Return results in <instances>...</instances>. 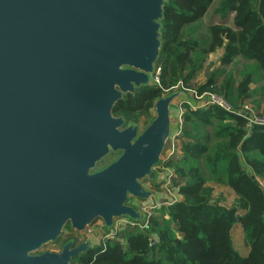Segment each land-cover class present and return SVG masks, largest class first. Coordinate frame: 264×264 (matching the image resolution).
I'll use <instances>...</instances> for the list:
<instances>
[{
    "label": "water",
    "instance_id": "95a60500",
    "mask_svg": "<svg viewBox=\"0 0 264 264\" xmlns=\"http://www.w3.org/2000/svg\"><path fill=\"white\" fill-rule=\"evenodd\" d=\"M168 1L0 0V264H73L93 237L40 251L68 228L144 223L127 202L155 196L142 181L161 180L184 92L157 100L142 133L113 110L155 86Z\"/></svg>",
    "mask_w": 264,
    "mask_h": 264
},
{
    "label": "trees",
    "instance_id": "16d2710c",
    "mask_svg": "<svg viewBox=\"0 0 264 264\" xmlns=\"http://www.w3.org/2000/svg\"><path fill=\"white\" fill-rule=\"evenodd\" d=\"M213 2L166 3L156 66L160 86L124 96L114 107L115 116L151 122L156 101L179 84L189 87L208 56L219 49L224 50L220 69L196 92L216 94L234 110L251 97L249 86L264 80V0H220L215 13L223 20L232 15V26L211 25L204 37L200 23ZM239 60L251 64L253 73L243 72L236 85L226 69ZM218 72L224 74L221 83L214 77ZM183 108L181 156L163 163L174 169L173 188L183 200L160 209L147 229L126 231L125 244L108 240L73 264H264V190L254 181L256 176L264 182V128L249 133L243 117L215 106ZM237 228L248 248L246 257L234 246Z\"/></svg>",
    "mask_w": 264,
    "mask_h": 264
},
{
    "label": "rangeland",
    "instance_id": "374dc122",
    "mask_svg": "<svg viewBox=\"0 0 264 264\" xmlns=\"http://www.w3.org/2000/svg\"><path fill=\"white\" fill-rule=\"evenodd\" d=\"M219 1L220 0H214L212 6L210 7V9L208 10L206 16L203 18V20L200 23V27H199V32L201 33L202 36L207 37L208 36V28L211 25H216V24H227L229 26H232V18L233 16H229V18H227L226 20H223L220 18L219 15H217L215 13V9L218 7L219 5ZM220 50H218L216 53L211 54L205 61L203 68L196 74V77L192 80V82H190L189 87L185 88V89H189V90H194L196 91L198 86H201L203 84H205L208 80L209 77H211L215 71L220 69ZM251 64H248L246 62H244L243 60H239L238 62H236L235 66L230 68L228 67L226 70V72H231L234 76L236 85H238L241 80H242V74L243 72H248V73H253L251 70L248 69V67ZM157 68V67H156ZM157 70V69H156ZM223 73L221 74L220 72H218L216 75H214L215 79L219 80V83L222 82L223 80ZM259 75H255L253 78H257ZM156 85V83H155ZM250 90H251V97L247 100H245L244 103H242V105L247 106V108H249V112L254 113L259 116L264 117V80L262 79L261 81L251 84L249 86ZM173 92V91H172ZM178 92V91H176ZM175 93V92H173ZM167 94H165L163 97H165ZM188 94L186 97V100L188 99ZM196 101V100H195ZM181 102L184 101H180V99L178 98L177 100H175L171 106V111L173 113L174 116V122L172 123V135H171V139L168 141L166 148L162 154L161 157V164L159 165V168L162 166L164 167V162L167 161V156H170L171 150H170V146L171 144L174 143V148L176 153L174 155H172V158H175L176 156H181V144L178 147V143L177 140L179 139L178 136V131H177V125L179 124V120H180V116L181 118L183 117V114L185 112V109L183 108V104H181ZM198 102V101H196ZM241 105V104H240ZM189 106V105H188ZM180 107L182 108L180 110ZM190 107V106H189ZM192 109V108H191ZM156 116V112L154 110L151 111V118ZM136 123V124H135ZM150 124V122L146 119V118H141L140 120H138L137 122H133L130 125H137L140 127L141 130L145 129L148 125ZM252 132V131H251ZM177 137V138H176ZM119 153H111L109 154L99 165H98V169L104 168L107 165H109L110 163H112L113 161H115L118 157H119ZM170 160V159H168ZM159 168H157L156 170L158 171V173L163 174V170L161 169V172L159 170ZM171 178L168 179V177L164 178V181H162L160 184H155L151 181H149V179H146L144 181H142L143 186L146 189L152 190L155 192V195L159 194H163L165 195L167 198L166 201H168L167 204L171 203H175V198L173 196H175V194L171 195L168 193V190L172 191L177 190L176 188H173V182H172V176L169 177ZM167 182H169V185L167 184ZM173 190V191H174ZM173 193V192H171ZM161 198V196H158L157 199H155L152 202L158 203L161 207L159 209H163L167 206H164L162 201H156L159 200L158 198ZM163 197V196H162ZM131 200V199H130ZM128 200V201H130ZM151 200V199H150ZM149 202V206H154L155 204H152V202ZM139 201V200H137ZM232 201V198L229 200ZM141 202V201H140ZM128 203V202H127ZM129 204V203H128ZM158 209V211H159ZM156 212V210L154 212V217H158L159 216V212ZM116 220V219H115ZM114 220V221H115ZM99 223H103L102 221H100ZM239 226V225H238ZM240 227V226H239ZM69 229H66L65 232L63 233L62 237L59 239L58 242H56L55 244H50L45 246L40 252L41 253H46V252H55V253H59L62 245L65 244V241L67 240L66 236L72 238V234L73 232H69ZM76 233V232H74ZM125 232H123L124 234ZM79 234V233H76ZM104 235V232H103ZM102 235V236H103ZM233 238H234V246L236 248V250L238 251V253L242 256V257H246L248 255V248L245 245L244 242V238H243V234L240 231L239 228H237L234 232H233ZM105 243V242H104ZM99 245V244H98ZM102 245V243L100 244ZM97 246V245H96ZM76 262H78V259L74 260Z\"/></svg>",
    "mask_w": 264,
    "mask_h": 264
},
{
    "label": "built area",
    "instance_id": "2783aa9c",
    "mask_svg": "<svg viewBox=\"0 0 264 264\" xmlns=\"http://www.w3.org/2000/svg\"><path fill=\"white\" fill-rule=\"evenodd\" d=\"M159 75H160V69H157L153 79L156 85L158 86H160ZM176 91H183L185 94H188L194 101L196 100L198 102H201L206 108L209 106H215V107L222 109L224 112L228 114H234V115L243 117L247 122L246 129L249 133L257 127L264 128V117L259 116V115L256 116V114L249 112V108H247V106L241 105V107H239L238 110H234L224 98L216 94H211V93L198 94L194 90L183 88L181 84H179L174 89L173 92H176ZM181 116L179 120L180 126L183 121ZM179 135H180V131L178 132L177 137H179ZM170 150H171V153H170V156H167L166 158L167 160L170 159L172 155L175 154L174 146ZM161 169L163 171H166L165 167H161ZM161 169H159L160 172H161ZM169 177L168 179H170ZM254 181L256 185H258L261 189L264 190V182L260 178H257L255 176ZM167 184L169 185V182H167ZM176 191H178V189ZM128 203H129L128 204L129 206L135 208L137 211H139L142 214L144 223H140L138 221H131L128 218L116 219L114 221L112 230L105 232L104 235L102 236V244H104V242L108 240H114L121 244H125V238L123 236V232L133 230V229H138L140 231L147 229L150 219L154 217V213H156L158 209L162 206V205L160 206L159 204H156L154 206H149L150 205L149 202H146V203L140 202V201H137L136 199H131L130 201H128ZM170 204H163V205L168 206ZM155 210L156 212H154ZM99 222L100 220L96 221L92 226L88 227L84 233H81V234L73 233L72 238L75 240L76 244L85 242L89 237H93L95 235L98 228L104 227L103 223L101 224ZM150 241H151V244H154V242L156 241V236L152 235L150 238Z\"/></svg>",
    "mask_w": 264,
    "mask_h": 264
},
{
    "label": "crops",
    "instance_id": "0c3cea01",
    "mask_svg": "<svg viewBox=\"0 0 264 264\" xmlns=\"http://www.w3.org/2000/svg\"><path fill=\"white\" fill-rule=\"evenodd\" d=\"M220 50V56L222 57V55H223V53H224V50L223 49H219ZM218 51V50H217ZM216 51V52H217ZM215 52V53H216ZM210 56V55H209ZM208 56V57H209ZM219 64H220V62H219ZM186 97H187V94H182L180 97H179V99H180V101H184V102H181V104H186V105H189L193 110H199V109H205L206 107L201 103V102H196V101H194L190 96H188V99L186 100ZM182 108L180 107V110H181ZM174 116H173V113H172V111H171V135H172V123L174 122ZM179 127H180V130H181V126H180V121H179V124L177 125V131L179 130ZM179 130V131H180ZM178 131V132H179ZM177 138V137H176ZM170 139H171V136H170ZM177 143L179 144L178 145V147L180 146V144H181V141H180V139H178L177 140ZM174 146V143L173 144H171V146L169 147L170 149L172 148ZM175 153H176V151H175ZM171 159V158H170ZM162 167V166H161ZM161 167L159 168V169H161ZM163 169V168H162ZM166 169V171H164L163 172V174H161L162 175V177H161V180H160V182L158 183V184H160L162 181H164V178H166V177H171V176H174V169L173 168H165ZM170 180H171V178H170ZM174 190V189H173ZM170 191V190H168V193L169 194H171V195H173V194H175V196H173L174 198H175V202H181L182 200H183V198H182V196L179 194V192L178 191H176V190H174V191ZM171 192H173V193H171ZM158 196H161V198L159 197L158 199L159 200H156V201H161V200H163L162 201V203L163 204H167L168 203V201H166L167 200V198L168 197H166L165 195H163V194H159L158 195V193H157V195H155L151 200H150V203L152 202V201H154L155 199H157V197ZM163 196V197H162ZM232 199H233V197H232ZM152 204H158V203H155V202H152ZM170 204V203H169ZM103 232L105 233V232H108L104 227H102V228H98L97 229V231H96V233H95V235L93 236V239H94V243H95V245H97V246H99L101 243H102V235H103ZM99 244V245H98Z\"/></svg>",
    "mask_w": 264,
    "mask_h": 264
},
{
    "label": "flooded vegetation",
    "instance_id": "af4514ba",
    "mask_svg": "<svg viewBox=\"0 0 264 264\" xmlns=\"http://www.w3.org/2000/svg\"><path fill=\"white\" fill-rule=\"evenodd\" d=\"M171 93H173V92H171ZM171 93H168V94H171ZM168 94H167V95H168ZM154 111H155V110H154ZM124 119H125V118H124ZM153 119H154V118H153ZM138 120H140V119H137V120H135V121H133V122H137ZM125 121H126V123H125L123 129H125V128L129 127V126H137V125H130V124L132 123V121H131V122H128L126 119H125ZM151 122H152V121H151ZM151 122H150V124H151ZM135 124H136V123H135ZM150 124H149V125H150ZM149 125H148V126H149ZM148 126H147V127H148ZM137 127L139 128V133H142V132L147 128V127H146L145 129L141 130L139 126H137ZM129 200H130V199H129ZM68 231L72 233V231H71L70 229H69ZM73 233H74V232H73ZM66 238H67V240L65 241V243H66L68 240L73 239V238H70V237H68V236H66ZM73 240H74V239H73ZM62 246H63V245H62Z\"/></svg>",
    "mask_w": 264,
    "mask_h": 264
}]
</instances>
